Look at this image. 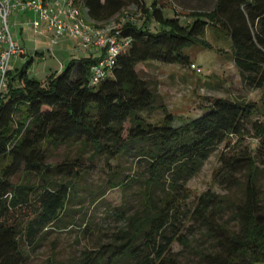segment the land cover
<instances>
[{"label":"trees","instance_id":"1","mask_svg":"<svg viewBox=\"0 0 264 264\" xmlns=\"http://www.w3.org/2000/svg\"><path fill=\"white\" fill-rule=\"evenodd\" d=\"M76 4L98 23L113 19L129 5L140 7L147 19L141 26L128 21L120 29L119 38L128 39L129 45L97 86H90L91 68L98 62L93 57L72 59L63 71L43 80L29 75L33 57L8 72L6 89L0 93V264H25L22 242L34 245L51 228L79 226L67 218L78 184L92 172L91 166H84L87 152L90 163L103 157L112 168V189L125 191L140 179L134 175L119 180L112 160L130 157L136 166L145 162L148 176L142 180V211L128 216L109 242L84 251L77 264H178L171 256L173 244L190 246L188 235L182 233L187 218L183 205L190 196L185 183L220 146L239 147L249 128L264 157V122L252 121L261 110L256 102L212 98L202 115L175 126V115L156 104L155 91L140 75V66L158 62L190 67L186 50L211 48L205 35L213 26L231 38L234 64L245 83L262 89L264 0H216L210 10L192 11L194 20L186 25L177 17H165L158 0L150 6L146 0H76ZM153 19L158 25L155 31L150 28ZM158 109L163 117L150 122L148 115ZM73 143L80 145L81 157L48 162L50 147ZM219 160L217 181L222 172L228 177L229 172L248 170L246 200L234 205L225 196L204 192L188 217L198 227L191 233L200 231L210 242L208 252H201L208 264H264L258 156L222 152ZM21 173L38 181L14 183ZM156 189L163 192L158 201ZM229 206L236 211L237 229L223 220Z\"/></svg>","mask_w":264,"mask_h":264},{"label":"rangeland","instance_id":"2","mask_svg":"<svg viewBox=\"0 0 264 264\" xmlns=\"http://www.w3.org/2000/svg\"><path fill=\"white\" fill-rule=\"evenodd\" d=\"M153 0H146L150 6ZM216 0H158L159 7L164 10L165 17L179 18L182 24L192 23L194 20L190 15L192 11H207L213 8ZM20 16L12 15L9 19L15 34V24H19ZM146 16L141 8L136 5H129L113 19L99 23L101 26H113L122 28L128 21L141 26L146 21ZM152 30H157L158 25L152 20L150 25ZM18 34L16 39L21 46L26 48L25 57H12V70L20 69L30 60L34 61L29 66L30 77L36 80H43L52 74H57L65 69L72 59H81L87 56L85 49L76 45L72 40L59 39L56 45H52L49 33L43 34ZM205 40L211 44V48L194 46L188 48L192 64H196L197 69L191 66L183 67L178 64L167 65L158 62H150L140 66V75L153 87L156 94V104L166 106L175 115V126L187 123L205 112L210 105L212 98H225L230 100L244 99L256 102L260 109L253 118L255 121L264 122V87L262 89H252L245 83L237 67L234 64L233 47L230 37L224 34L221 29L211 26L207 29ZM96 57L104 56L105 52L100 49L96 51ZM199 69V70H198ZM150 122H159L163 117L160 109L148 115ZM242 140L241 145L235 148H225L220 146L216 149L204 163L198 174L185 183L189 191V198L183 205L187 218L184 220L182 233L188 235L190 246L175 242L172 246V257L178 264H208L201 252H208L210 242L195 229L190 218L194 211L197 199L204 192L212 191L225 196L234 205L243 204L246 200L249 184V173L245 169L241 172H222L218 181L214 174L220 170V154L226 152L229 156L232 153L252 154L258 156V178L256 181L257 194L264 204V157L259 154V146L254 131ZM236 138L232 141V145ZM48 162L60 164L65 161H73L81 157L80 145L77 143L63 145L59 148L50 147L48 151ZM90 152L83 155L84 166H91L92 172L78 184V191L72 203L73 209L67 221H77L79 226H69L60 231L53 228L48 230L34 245L22 242L21 248L24 255L25 264H77L80 262L82 253L86 250H96L101 244L109 242L114 235L125 224L128 216L142 211V180L147 178L146 163L136 166L130 157H125L120 161L112 160L119 180L128 176H138L140 179L132 183L125 191L110 188L109 179L112 176L110 169L103 157L97 158L93 163L89 162ZM38 181L36 177H27L19 174L13 178L14 183H24ZM83 188H86L83 190ZM105 196L102 197V195ZM163 196L160 189L155 190V199L158 201ZM82 207V211L78 208ZM122 209H119L121 208ZM233 207L229 206V212L223 215V220L229 223L231 229H237L235 213ZM194 226V227H193ZM81 228V229H80ZM192 228V229H191ZM118 264H132V261H124Z\"/></svg>","mask_w":264,"mask_h":264},{"label":"built area","instance_id":"3","mask_svg":"<svg viewBox=\"0 0 264 264\" xmlns=\"http://www.w3.org/2000/svg\"><path fill=\"white\" fill-rule=\"evenodd\" d=\"M15 12L32 13L29 28L35 34L49 33L52 45L68 37L82 49H102L104 56L97 57L98 62L91 68L90 86H97L109 75L117 54L130 42L119 38L121 28L101 26L91 20L76 0H0V93L6 89L12 57L27 55L26 48L15 40L9 22ZM191 67L197 69L196 64Z\"/></svg>","mask_w":264,"mask_h":264},{"label":"crops","instance_id":"4","mask_svg":"<svg viewBox=\"0 0 264 264\" xmlns=\"http://www.w3.org/2000/svg\"><path fill=\"white\" fill-rule=\"evenodd\" d=\"M14 16H20L21 20L19 22V24H15V34L17 36V33L18 34H24L25 32H28L29 34H31L32 32L34 33V31H32L30 28H29V25H28V19L33 17L34 15L30 12L28 13H19V12H15L13 13ZM12 32H13V28H12ZM27 33V34H28ZM16 36H14L15 40L18 41V39H16ZM64 39H67V40H70L68 37L64 38ZM19 42V41H18ZM20 43V42H19ZM97 50H93V51H88V50H85L84 52L87 53V56L86 57H93V58H97V53H96Z\"/></svg>","mask_w":264,"mask_h":264}]
</instances>
